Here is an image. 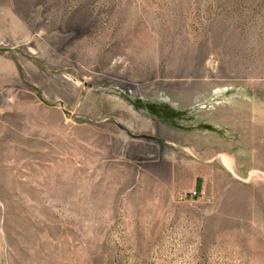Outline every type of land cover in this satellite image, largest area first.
I'll list each match as a JSON object with an SVG mask.
<instances>
[{
    "label": "rangeland",
    "instance_id": "rangeland-1",
    "mask_svg": "<svg viewBox=\"0 0 264 264\" xmlns=\"http://www.w3.org/2000/svg\"><path fill=\"white\" fill-rule=\"evenodd\" d=\"M0 264H264V0H0Z\"/></svg>",
    "mask_w": 264,
    "mask_h": 264
}]
</instances>
